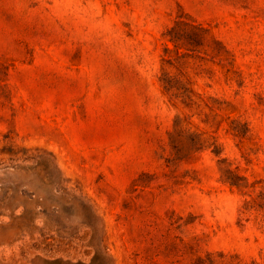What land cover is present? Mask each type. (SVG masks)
Here are the masks:
<instances>
[{
    "label": "rangeland",
    "instance_id": "rangeland-1",
    "mask_svg": "<svg viewBox=\"0 0 264 264\" xmlns=\"http://www.w3.org/2000/svg\"><path fill=\"white\" fill-rule=\"evenodd\" d=\"M0 264H264V0H0Z\"/></svg>",
    "mask_w": 264,
    "mask_h": 264
}]
</instances>
